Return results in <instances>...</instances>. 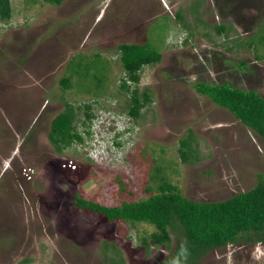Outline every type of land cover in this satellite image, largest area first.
Masks as SVG:
<instances>
[{
    "label": "rangeland",
    "instance_id": "obj_1",
    "mask_svg": "<svg viewBox=\"0 0 264 264\" xmlns=\"http://www.w3.org/2000/svg\"><path fill=\"white\" fill-rule=\"evenodd\" d=\"M10 4V19L0 21V264H173L179 233L146 250L153 226L108 222L76 198L106 207L146 200L157 193V168L201 203L259 182L263 141L195 85L230 84L264 98V0ZM219 26L231 28L217 35ZM146 43L161 59L128 83L150 98L131 118L117 47ZM67 104L82 142L57 153L50 124ZM189 131L193 164L178 154ZM194 264H264V243L228 244Z\"/></svg>",
    "mask_w": 264,
    "mask_h": 264
},
{
    "label": "trees",
    "instance_id": "obj_2",
    "mask_svg": "<svg viewBox=\"0 0 264 264\" xmlns=\"http://www.w3.org/2000/svg\"><path fill=\"white\" fill-rule=\"evenodd\" d=\"M50 1L60 4L62 0ZM11 13L10 0H0V21L7 22ZM178 18L181 20L179 15ZM229 28L231 26H219L216 33L217 35L226 33ZM250 45L256 49L260 48L256 43ZM117 49L126 77L119 87L130 93L128 115L131 118H138L140 110L150 102V98L147 93L140 98L138 91L130 90L128 83L136 85L141 69L159 63L161 54L151 50L147 43L120 44ZM262 58L256 56L258 60ZM239 66L246 68L244 63ZM60 83L64 89L70 87L68 79H63ZM195 90L208 97L218 107L228 110L238 122L255 133L264 143V98L254 91L234 88L230 84L198 83ZM85 114L87 120L93 116ZM75 120V108L70 104L52 120L48 140L57 153H61L73 142H82V138L75 130ZM189 135L180 140L178 154L181 162L193 164L198 161V157L194 156L197 152L191 146L192 131H189ZM163 174V170L157 168L156 180L159 181L157 193L146 200L106 207L77 196L75 206L99 214L108 222L124 221L153 226L155 232L150 235L151 243L148 244L146 238L142 239V245L146 250L151 245L169 246L171 242L169 230H173L175 234L179 233L180 239L172 255L173 264H194L209 251L228 244L264 243V174L259 176V182L252 189L212 203L195 202L184 198L176 186L164 180ZM106 247L108 244H105Z\"/></svg>",
    "mask_w": 264,
    "mask_h": 264
},
{
    "label": "clouds",
    "instance_id": "obj_3",
    "mask_svg": "<svg viewBox=\"0 0 264 264\" xmlns=\"http://www.w3.org/2000/svg\"><path fill=\"white\" fill-rule=\"evenodd\" d=\"M126 132L129 133L130 131V128H125Z\"/></svg>",
    "mask_w": 264,
    "mask_h": 264
}]
</instances>
